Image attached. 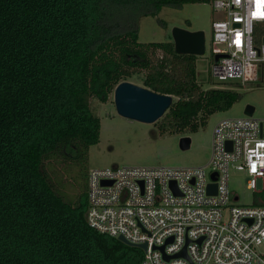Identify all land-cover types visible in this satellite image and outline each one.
<instances>
[{
	"label": "trees",
	"instance_id": "obj_1",
	"mask_svg": "<svg viewBox=\"0 0 264 264\" xmlns=\"http://www.w3.org/2000/svg\"><path fill=\"white\" fill-rule=\"evenodd\" d=\"M211 2L0 0V264H141L142 249L89 226L88 183L67 202L53 172L99 143L91 101L107 103L122 82L139 77L174 98L156 123L163 133L197 132L239 101L230 89L203 90L198 57L173 41H139L142 17Z\"/></svg>",
	"mask_w": 264,
	"mask_h": 264
},
{
	"label": "built area",
	"instance_id": "obj_2",
	"mask_svg": "<svg viewBox=\"0 0 264 264\" xmlns=\"http://www.w3.org/2000/svg\"><path fill=\"white\" fill-rule=\"evenodd\" d=\"M212 3L223 17L212 24L213 54L223 56L214 62V76L257 81L264 63V0ZM232 167L248 177L253 205L237 204ZM263 195L264 121L246 115L215 126L203 166L91 169L87 221L101 234L147 244L141 264H264ZM184 250L186 256H178Z\"/></svg>",
	"mask_w": 264,
	"mask_h": 264
},
{
	"label": "rangeland",
	"instance_id": "obj_3",
	"mask_svg": "<svg viewBox=\"0 0 264 264\" xmlns=\"http://www.w3.org/2000/svg\"><path fill=\"white\" fill-rule=\"evenodd\" d=\"M222 18V13L214 8L212 2L163 7L159 15L140 19L139 41L144 44L172 42L174 28L190 32L204 31L207 52L204 56H197L196 62L199 84L205 91L213 88L233 90L239 94V101L230 110L207 116L197 132L170 134L161 132L156 123L147 124L119 115L114 93L107 103L92 99V110L101 120L99 143L75 151L68 161L59 163L53 172L55 180L63 185V197L67 202H77L85 195L91 169L116 166H203L210 160L213 130L219 122L245 117L248 105L255 107L253 116L264 121V63L260 66L258 80L246 84L239 80L222 81L213 74L215 56L212 50V24ZM132 82L142 86L139 77ZM184 138L191 139L188 149L181 147ZM230 187L240 196L237 204H254L255 195L248 186V177L244 172L231 168Z\"/></svg>",
	"mask_w": 264,
	"mask_h": 264
},
{
	"label": "water",
	"instance_id": "obj_4",
	"mask_svg": "<svg viewBox=\"0 0 264 264\" xmlns=\"http://www.w3.org/2000/svg\"><path fill=\"white\" fill-rule=\"evenodd\" d=\"M175 51L179 55H206V34L204 31L190 32L180 28H174L172 31ZM222 55H216L215 60H219ZM174 98L169 95L156 93L144 86L137 85L130 81H125L117 85L114 90V102L119 115L139 122L154 124L157 123L173 104ZM255 107L248 105L246 107L247 115H254ZM191 144L190 138H184L181 141V147L188 149ZM215 185H210L209 190L213 192ZM122 243L137 247L144 251L147 250V244L135 245L127 241L124 237L118 239ZM163 250V248H162ZM186 256V251L178 256ZM167 259H170L169 257Z\"/></svg>",
	"mask_w": 264,
	"mask_h": 264
}]
</instances>
